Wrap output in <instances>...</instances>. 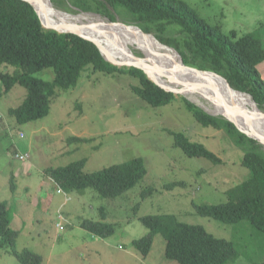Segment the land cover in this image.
Segmentation results:
<instances>
[{
	"label": "rangeland",
	"instance_id": "1",
	"mask_svg": "<svg viewBox=\"0 0 264 264\" xmlns=\"http://www.w3.org/2000/svg\"><path fill=\"white\" fill-rule=\"evenodd\" d=\"M55 1V6L50 4L55 10L72 16L81 13L70 0ZM181 1L208 24L219 26L224 34L235 31L241 36L254 30L264 34V0ZM117 13V20L124 25L136 26L123 22L127 20L123 9L118 8ZM92 14L109 24L106 17ZM114 26L116 30L121 27L126 33L143 39L157 57L180 63L177 53L160 45L153 37L131 27ZM177 31L172 27L167 34L176 36ZM131 50L138 59H144L141 50L133 47ZM103 51L120 61L114 51ZM257 69L264 79V62ZM15 70L0 65L4 73ZM33 76L52 81L54 74L51 69H45ZM137 84L136 78L126 74L86 69L75 88L56 91L45 118L22 125L9 116L8 110L21 105L26 90L16 85L8 94L0 96V201L6 199V203L14 206L12 215L15 230L19 232L15 250L39 254L42 264H177L165 257V241L160 234L153 237L147 256L132 247L134 240L148 233L140 222L141 217L173 215L180 222L202 226L214 237L232 242L236 253L228 264H264V240L247 222L224 224L201 217L194 210V206L229 201L225 192L249 177L248 170L241 166L244 150L222 129L198 124L182 102V98L190 100L184 90L180 91L185 97L175 95L168 105L151 107L132 91V86ZM173 90L177 89L173 87ZM201 98L198 97L205 111L226 120L221 114H215L220 108L218 105ZM246 108L250 110L251 106ZM170 131L183 133L190 141L204 145L221 163L215 165L204 158L187 157L173 145ZM71 137L86 142L71 143L68 141ZM15 154L28 158L22 162ZM133 158L144 161L145 176L113 199L100 198L92 189L57 194L55 184L50 186L40 174L81 159L86 160L83 171L93 172ZM24 166L31 174L29 180L18 177V172L24 173ZM23 175L27 177L26 173ZM38 178L39 194V186H35ZM12 183L14 192L10 189ZM59 214L64 219L61 231L56 227L60 222ZM81 219L113 224L114 233L105 239L90 235L79 227ZM0 264L19 263L3 249Z\"/></svg>",
	"mask_w": 264,
	"mask_h": 264
},
{
	"label": "trees",
	"instance_id": "2",
	"mask_svg": "<svg viewBox=\"0 0 264 264\" xmlns=\"http://www.w3.org/2000/svg\"><path fill=\"white\" fill-rule=\"evenodd\" d=\"M70 2L81 12L99 14L116 26L122 23L117 20V9H123L127 17V20H123L125 24L132 22L143 33L152 34L149 36L160 45L173 48L182 60L180 63L186 67L212 72L233 90L248 94L257 109L264 112V79L257 69L264 62L263 33L254 30L241 36L235 31L224 34L219 26L205 22L181 0ZM51 3L55 6L56 1L51 0ZM172 27L178 29L176 36L167 34ZM0 65L16 69L13 73L0 71V96L8 94L16 85L26 90L21 105L8 110L9 116L18 125L45 118L56 91L75 88L86 69L136 78L138 84L132 86V91L151 107L165 106L175 99L174 94L157 87L141 70L118 68L107 62L92 42L73 34L45 29L32 6L23 0H0ZM45 69L52 70V81L33 76ZM182 102L198 124L214 130L222 129L237 147L244 150L241 166L249 172L247 179L225 192L228 202L194 206L195 212L224 224L247 222L264 240V148L240 133L232 123L206 113L184 98ZM170 133L173 135V145L187 157L204 158L215 165L221 163L204 145L190 141L183 133ZM68 141L86 142L78 137H71ZM85 163L86 160L81 159L66 166L49 168L45 175L66 193L92 189L100 198L113 199L135 186L146 173L141 158L93 172L83 171ZM10 189L14 192L13 183ZM13 209L14 206L11 203L8 205V201L0 203V250L6 249L19 264H42L39 254L15 250L18 232L11 227ZM140 222L148 233L134 240L132 247L143 256L150 252L153 237L160 234L165 241V257L177 264H228L234 259L231 258L236 253L234 244L214 237L202 226L180 222L173 215L144 216ZM79 227L100 239L114 233L113 224L101 221L81 219Z\"/></svg>",
	"mask_w": 264,
	"mask_h": 264
},
{
	"label": "bare ground",
	"instance_id": "3",
	"mask_svg": "<svg viewBox=\"0 0 264 264\" xmlns=\"http://www.w3.org/2000/svg\"><path fill=\"white\" fill-rule=\"evenodd\" d=\"M45 2L48 17L52 22H54L55 24L61 23L64 26H68L69 28L77 26L80 33L95 40L98 45L102 47V50L109 49L114 51L115 56L118 57L121 62H132L135 64H139V62H142L147 66H151L152 69H150V76L158 84L185 97L183 92L180 91L184 90L188 94L189 99L193 101L192 103L204 107L198 99V97H202L206 98L211 103V105L217 106V103L214 101L212 93L210 92L208 87L210 84H212V82L214 84L223 86V88H217L220 93L223 95L225 94V96L228 97L231 103L241 107L244 110L245 115L249 118V120L245 121L241 119L239 120L238 118L236 119L234 117L236 121L244 127L253 126L264 134V114H259V111L252 103V100L245 94L238 93L236 91L232 92L217 79L210 76H207V78L203 75L194 73L186 66L180 63H176L170 58L164 56L157 57L155 55L154 49L149 48L145 41H143V39L138 38L136 35L126 33L121 27L116 30L114 25L100 20L101 18L98 19V16L84 13H80L79 15L77 14V16H72L69 14H65L62 11L53 9L49 1L47 2L45 0ZM132 47L138 48L142 51V53H144L145 57L143 60L138 59L133 54L131 50ZM184 83H186V86L184 85ZM192 84H197L199 87L192 88ZM173 87L177 90H173ZM214 87L216 88V86ZM243 97H245V100L243 99ZM248 105L251 106L250 110L246 108V106ZM216 111L220 110L217 108ZM215 114H217V112Z\"/></svg>",
	"mask_w": 264,
	"mask_h": 264
},
{
	"label": "water",
	"instance_id": "4",
	"mask_svg": "<svg viewBox=\"0 0 264 264\" xmlns=\"http://www.w3.org/2000/svg\"><path fill=\"white\" fill-rule=\"evenodd\" d=\"M25 2H27L28 4H30L32 6V8L34 9V11L36 12L40 22H41V25L47 29V30H52V31H56L57 33H61V34H73V35H76V36H79L81 38H84L90 42H92L99 50L101 56L107 61L109 62L110 64L118 67V68H121V67H126V68H136V69H139L141 70L147 77L148 80H150L152 83H154L157 87H159L160 89L164 90L165 92H168V93H172L174 95H179L177 94L175 91H172V90H168L164 87H162L160 84H158L151 76H150V69H152L151 66H147L146 64L144 63H140L139 64H135V63H132V62H121V61H118L117 59H115L113 56H111L109 53L107 52H104L102 50V48L98 45V43L93 40L92 38L86 36V35H83L82 33L79 32V29L78 27H71L69 28L68 26H64L63 24L61 23H54L52 22L49 17H48V14H47V10H46V2L45 0H23ZM48 2V0H46ZM49 4V3H48ZM51 4V3H50ZM81 13H84V14H92V13H85V12H81ZM94 15V14H92ZM109 20V19H108ZM109 23L111 24H115L114 22H110ZM121 26H126V27H130L128 25H124L122 23H120ZM134 28H136L137 30H139L141 33H143L138 27L136 26H133ZM144 35H146L145 33H143ZM147 35H150V34H147ZM167 47V46H166ZM167 48H170L172 49L175 53H177L173 48L171 47H167ZM178 54V53H177ZM178 57L180 58L179 54H178ZM143 60V59H141ZM181 60V58H180ZM182 62V60H181ZM183 64V63H182ZM184 65V64H183ZM186 66V65H184ZM189 68L190 70H192V72L194 73H197L199 75H203L204 77H207L208 74L212 75L213 77L219 79L220 81L223 82V84L229 89L231 90L232 92L236 91V90H233L231 87H229V85L224 82L219 76H217L216 74L212 73V72H208V71H200L198 69H195V68H191V67H187ZM208 78V77H207ZM206 81V80H205ZM199 84V83H198ZM184 85L186 86V83H184ZM189 85V84H188ZM192 88H198L199 86L197 84H192L191 85ZM208 89L210 90V92L212 93V96H213V99L214 101L217 103V105L220 107L219 110L220 111H216L217 114H221L222 117H224L228 122L232 123L235 128L242 134H244L245 136H247L248 138L252 139V140H255L259 145L262 146V148H264V134L262 132H260L259 130H257L256 128H254L253 126H248V127H244L243 125L239 124L236 119L238 118L239 120H249V118L245 115V112L244 110L239 107V106H236L234 105L233 103L230 102V100L228 99V97L225 96V94H221L220 91L214 87V85L210 84ZM238 93H242V92H239V91H236ZM214 94V95H213ZM242 94H245V93H242ZM246 96H248L250 99L251 97L248 95V94H245ZM252 100V99H251ZM190 101V100H189ZM192 102V101H190ZM252 103L254 104V106H256L255 102L252 100ZM199 108L203 109L205 111V109L201 106L198 105ZM257 108V106H256ZM259 111V109H257ZM206 113H208V111H205ZM208 114H211V113H208ZM259 114H264V112H262L261 110L259 111ZM212 115V114H211ZM236 119H235V118Z\"/></svg>",
	"mask_w": 264,
	"mask_h": 264
},
{
	"label": "crops",
	"instance_id": "5",
	"mask_svg": "<svg viewBox=\"0 0 264 264\" xmlns=\"http://www.w3.org/2000/svg\"><path fill=\"white\" fill-rule=\"evenodd\" d=\"M259 66V65H258ZM23 170H24V173L23 174H25L26 173V175H27V177H25L23 174H21L20 172H18V177H23V178H27L28 180H29V176H31V174L29 173V170H28V167L27 166H24L23 167ZM32 170H35V168H32ZM42 169H40L39 168V171L38 172H40ZM36 171V170H35ZM21 172H22V169H21ZM40 174H41V176H42V178H46V182L50 185V186H52L53 187V185H52V180L51 179H49L47 176H45L42 172H40ZM38 181H39V178H38ZM39 183H41L40 181L35 185V186H37ZM30 184H32V183H30ZM34 185V184H33ZM39 186V185H38ZM16 190V189H15ZM40 190H41V186H39V189H38V191H37V193L39 194V192H40ZM6 199H3V200H1L0 202H3V201H5ZM8 205H10V203L8 202ZM11 227L15 230V228H16V221H15V217L13 216V218H12V222H11ZM17 231V230H16ZM18 232V231H17ZM18 234H19V232H18Z\"/></svg>",
	"mask_w": 264,
	"mask_h": 264
},
{
	"label": "built area",
	"instance_id": "6",
	"mask_svg": "<svg viewBox=\"0 0 264 264\" xmlns=\"http://www.w3.org/2000/svg\"><path fill=\"white\" fill-rule=\"evenodd\" d=\"M19 160H24L25 158H26V156H24V155H19V156H16ZM57 193L58 194H61V193H63L62 192V190L61 189H57ZM58 220L60 221L57 225H56V227H57V229L59 230V231H61V230H63L64 229V226H63V223H62V221H64V219H63V217L59 214L58 215Z\"/></svg>",
	"mask_w": 264,
	"mask_h": 264
},
{
	"label": "clouds",
	"instance_id": "7",
	"mask_svg": "<svg viewBox=\"0 0 264 264\" xmlns=\"http://www.w3.org/2000/svg\"><path fill=\"white\" fill-rule=\"evenodd\" d=\"M128 26H131V25H128ZM165 46V45H164ZM168 47V46H167ZM175 96V95H174ZM20 137L22 138L23 137V134H20ZM16 156H19V155H17V154H15V158L17 159V160H19ZM24 156H26V158L24 159V160H19V161H25L27 158H28V156L27 155H24ZM45 175V174H44ZM46 176V175H45ZM49 178V177H48ZM49 179H51V178H49ZM52 180V179H51ZM52 182L55 184V182L52 180ZM55 186H56V188L58 189H61L59 186H57L56 184H55ZM62 190V189H61ZM62 192H64L63 190H62ZM58 194V193H57Z\"/></svg>",
	"mask_w": 264,
	"mask_h": 264
}]
</instances>
